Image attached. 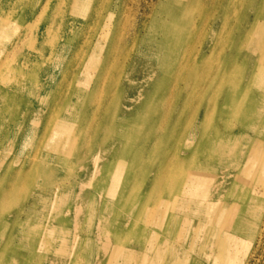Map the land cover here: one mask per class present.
I'll return each instance as SVG.
<instances>
[{"label": "bare ground", "instance_id": "bare-ground-1", "mask_svg": "<svg viewBox=\"0 0 264 264\" xmlns=\"http://www.w3.org/2000/svg\"><path fill=\"white\" fill-rule=\"evenodd\" d=\"M142 1L0 0V264L264 258V0Z\"/></svg>", "mask_w": 264, "mask_h": 264}, {"label": "rangeland", "instance_id": "rangeland-1", "mask_svg": "<svg viewBox=\"0 0 264 264\" xmlns=\"http://www.w3.org/2000/svg\"><path fill=\"white\" fill-rule=\"evenodd\" d=\"M142 1V0H141ZM149 0H143L142 1V5L143 6H141V7H139L138 8V22H140V21H142L144 18H145V16L147 15V13H148V8H147V6H145L146 4L145 3H147ZM151 1H153V0H151ZM151 1H149V2H151ZM141 10V11H140ZM146 10V11H145ZM144 11V12H143ZM260 264H264V258L261 260V262H260Z\"/></svg>", "mask_w": 264, "mask_h": 264}]
</instances>
